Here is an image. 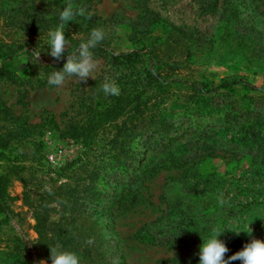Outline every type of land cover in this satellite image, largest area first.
Masks as SVG:
<instances>
[{
  "label": "trees",
  "instance_id": "trees-1",
  "mask_svg": "<svg viewBox=\"0 0 264 264\" xmlns=\"http://www.w3.org/2000/svg\"><path fill=\"white\" fill-rule=\"evenodd\" d=\"M218 1L207 0V7L216 11ZM251 1H256L254 9L257 10L264 4V0ZM66 3L47 12L49 14L47 17L34 5L30 6L34 9V14H29L20 4L17 7L6 8L0 2V21L9 26L18 16H25L31 22L22 21V24H29L27 30H31V33L34 32L32 29H39L37 24L45 31L54 30L62 23L59 15ZM72 3L84 7L86 15L76 16L74 21L64 23L63 30L68 42L64 57L59 61L51 58V63L48 64L37 61L35 68L30 67L22 72H16L9 67V64L21 52L24 45L19 40L9 41L0 38V80L17 88L41 89L53 86L47 82L49 75L63 68L68 54L76 52L96 26V17L90 15L89 18L88 15L91 0H72ZM221 3V16L225 19L221 20V25L217 28L218 33L222 29L224 32L217 36V40L222 42L227 36V41L238 42L235 32L232 38L228 35L232 28L243 22L238 18L242 13V0H222ZM53 12L57 14L52 15ZM261 13L264 14L262 11ZM148 21L149 25L145 32L150 31V26L154 23H160L158 16ZM257 22L255 33L259 35L256 38L258 42H252L249 37L240 38L241 44H237L229 54L239 55L242 59H254L256 64L264 66V45L261 43L264 22L259 19ZM161 29L162 33L157 38V48L153 46L155 45L153 41L147 40V36L144 35V38L142 31L139 41L144 44L140 49L116 54L107 48L105 40L91 49L93 58L103 59L110 68L105 72V76H99L91 81L85 97H82L84 98L82 102H86L84 121L71 124L62 135L63 138L80 141L89 150L95 135L105 127L112 126L115 128L112 136L115 145L103 155L110 160L101 165L102 154H100L101 150H98L93 156L94 163L88 160V164L82 163L75 168L73 161L55 170L48 168L43 176L54 174L57 178L51 177V181L57 182L59 178H64L65 182L55 187H45L35 198L31 199V190L27 188L30 180H25L23 172L25 162L29 159L26 144L36 126L29 123L24 115L14 113L5 102L0 100V162L8 165V171L0 175V202L7 199L11 177L21 179L23 201L33 209L35 222L33 230L37 235L35 246L39 257L48 264H51L50 246H59L63 250L75 252L80 258V264H113L111 261L115 256L118 264H126L118 241L108 238L109 233L115 235L114 219L119 215L115 212L123 213L134 209L141 201L140 190L143 182L160 171L174 172L175 175L170 177L172 180L180 177H203L204 175H200L198 168L195 167L196 163L192 161L200 156H211L214 152L223 151L229 153L232 158L250 159L252 173L264 176V87L250 86L244 78H225L217 85L207 79L200 82L184 80L182 101L187 110L197 112L199 116H210L213 121L202 126L201 129L200 124L194 129L192 125L188 126L189 130H193L191 138L197 137L195 143L186 141L176 146L172 144L174 141L172 133L177 132L181 126L176 125L173 119L174 111L159 107L164 104L160 102V96L167 94L176 80L165 82V78L159 72L164 56L155 51L156 49L166 51V60H171L173 65L186 64L190 67L194 64L196 52L201 47L199 45L201 39L196 28L187 31L183 27L165 22L162 23ZM83 36L86 39L82 38ZM254 43L256 49L251 47ZM251 49L252 55L247 56V51ZM152 55L153 57L150 58ZM36 68L41 71V77L37 75ZM106 76L118 84L120 88L118 96H105L100 91V85ZM238 84L247 87L252 94L242 95L230 101L222 99L218 102L215 99L216 93L221 89H230ZM142 138L145 144L150 143L148 148L156 146L163 150L136 165L132 150L129 148L127 151V147L136 139ZM206 150L209 151L206 153ZM105 178L112 179L117 185L116 188L104 187L105 182L101 183V181ZM205 182L206 180L202 185ZM119 186L121 190L116 194L115 190ZM204 187L207 188L206 195L197 192L198 190L193 187L192 190L196 193L188 189L187 194L178 197L183 199L188 196L189 203L199 210L192 206L188 210V206L181 209L180 205L168 204L159 217L152 222L144 223L137 230L138 239L149 246L171 247L182 244L188 248L191 257L197 262H199L198 252L203 243L202 237L210 235L212 229L223 232L219 239L225 242L224 224L228 218L241 210L238 212L227 210L224 214L226 210H222L219 203L212 205L213 201L209 200L212 194L218 193L214 191L216 187L212 184H206ZM41 188L36 190L41 191ZM207 202L211 206H206ZM262 205L264 203L254 199L246 207L249 210H258ZM122 207L124 209L119 210ZM238 207L241 209L245 206ZM256 231L264 237V225L257 226ZM228 252L225 254V259L236 253ZM6 258V254L0 252V264H3ZM231 264H242V262L231 261Z\"/></svg>",
  "mask_w": 264,
  "mask_h": 264
},
{
  "label": "rangeland",
  "instance_id": "rangeland-1",
  "mask_svg": "<svg viewBox=\"0 0 264 264\" xmlns=\"http://www.w3.org/2000/svg\"><path fill=\"white\" fill-rule=\"evenodd\" d=\"M206 1L91 0L90 4V15L96 17L95 20H97L94 28L103 29L107 48L116 54L142 48L144 43L139 41L142 31L144 32L143 36H147L148 41H153L155 44L153 46L157 48V38L162 33L161 25L165 22L183 27L187 31L191 28H196L199 31L201 47L196 52L194 64L190 67L186 64L173 65L171 60H166V51L161 49L155 51L164 56L159 72L165 78V82L176 80L168 93L160 96V102L164 104L159 107L174 111L173 119L176 125L181 126L177 132L172 133L174 146L186 141L193 143L197 141V137L191 138L193 130L188 129L189 125H192L194 129L197 124H200L201 129L202 126L213 121L210 116H199L197 112L187 110L182 101L184 80L200 82L207 79L217 85L222 79H237L239 77L246 79L250 86L264 87L263 65L256 64L255 60L251 58L242 59L239 55L229 54L237 47V44H241L240 38L249 37L250 40H253L252 42L258 40L256 38L259 35L255 33V28L258 19L264 22V14L261 13V11L264 12V4L257 10L254 9L256 1L242 0V13L238 18L243 22L232 28L228 35L232 38V34L235 32L238 42L227 41V36L220 42L217 40V36L224 31L222 29L218 33L217 27L221 25V20L225 19L221 16L222 0L218 1L219 5L216 11L207 7L208 2ZM0 2L6 8L17 7L20 4L24 9H27L29 14H34V9L30 8L34 5L39 8L41 14L49 17L47 12L57 9L67 0H0ZM56 14L52 13V15ZM154 16H158L160 23H154L150 26V31L145 32L144 30L149 25L148 20ZM22 21L31 22L25 16H18L16 21L9 26L0 21V38L9 41L19 40L24 45L21 52L9 64V67L16 72L36 67L38 60L32 53L37 48L41 51L39 62L48 64L51 63L52 58L48 55L50 49L46 50L49 48L47 45L48 31L43 30L37 24L39 29H32L34 32L31 33V30H27L29 24L24 25ZM261 38H263L261 43L264 45V33ZM251 47L257 48L255 43ZM256 52L257 50H255ZM247 53V56H251L252 49ZM152 57L153 55L150 58ZM93 60L97 64V68L92 74L94 79L105 76L110 65L99 57H95ZM35 71L39 77L42 76L38 68ZM94 79L90 77L87 82H80L77 77H69L62 86H47L41 89L17 88L0 80V100L5 102L14 113L24 115L29 123L36 126L26 144L29 159L25 162V171L23 172L25 180H30L27 188L31 190V199L43 192L45 187H55L65 182L64 178H59L57 182L51 181V177H56L54 174L43 176L48 168L55 170L73 161L75 168L82 163H94L93 156L98 150H101L100 154H102L101 165L110 160L109 157L103 155L107 154L108 150H112L115 145L112 138L115 128L112 126L105 127L95 135L89 150L80 141L63 138L62 135L71 124L84 121L86 102H82L84 100L82 97H85L90 83ZM250 94L252 93L247 87L238 84L230 89H221L216 93L215 99L218 102L222 99L230 101ZM149 144H145V140L142 138L136 139L127 147V151L131 148L136 165L144 162L151 155L162 152L163 149L156 146L148 148ZM207 151L209 150H206V153ZM213 154L206 157L200 156L192 161L196 163L195 167L198 168L200 175H204L205 178L201 176L180 177L172 180L170 177L175 175L174 172L160 171L143 182L140 190L141 201L134 209L123 213L115 212L119 214L114 219L113 233L115 235L112 236V233H109L110 237L108 238L118 241L126 264H199L191 257L188 248L182 244L171 247L149 246L141 242L136 233L144 223L152 222L159 217L162 211L166 210L168 204L180 205L181 209L188 206V210L192 206L199 210L195 205L189 203L188 196L183 199L178 197L184 193L187 194L188 189H191L190 192L196 193L195 190H198L197 192L206 195L207 188L204 187L206 184L216 187L214 191L218 193L216 195L211 193L212 198L209 200L213 201L212 205L219 203V207L226 210L224 214L227 210L236 212L241 210L228 218L224 224L228 243L225 242L229 254L242 250L245 244L250 243L252 239L264 240L263 235L256 231L257 226L264 225V205L260 206L258 210H249L246 207L254 199L264 203V176L252 173L251 160L248 158H232L229 153L223 151ZM88 160L91 161L88 162ZM7 171L8 165L5 162H0V175ZM205 180L206 182L202 185ZM103 181L105 182L103 183L104 187L113 189L117 186L112 182V179L105 178L101 183ZM193 187L195 190H192ZM36 188H41V191H37ZM120 190L119 186L115 193H119ZM22 192V180L11 177L7 199L0 202V252L7 256L3 264H40V261L44 260L39 257L35 246L37 235L33 230L35 223L32 215L33 209L24 203ZM217 198L219 199L217 200ZM221 198L225 201L223 204L220 203ZM239 205L245 207L240 209ZM206 206L211 205L207 202ZM122 209L124 207L119 210ZM236 231H240L239 235ZM245 231L251 232V234ZM112 259L113 264H118L116 256ZM235 262L239 263V260Z\"/></svg>",
  "mask_w": 264,
  "mask_h": 264
},
{
  "label": "clouds",
  "instance_id": "clouds-1",
  "mask_svg": "<svg viewBox=\"0 0 264 264\" xmlns=\"http://www.w3.org/2000/svg\"><path fill=\"white\" fill-rule=\"evenodd\" d=\"M86 9L84 7L75 6L72 0L67 3L60 12L59 19L62 22L54 30L47 33V45L50 48L48 55L54 60H61L64 57L66 46H68L65 32L63 30L64 23L74 21L76 16H85ZM89 18H90V14ZM105 38V33L101 28H94L90 32L89 38L82 42L76 52L68 54L63 68L51 73L48 77V84L53 86H62L69 77H77L80 82H87L93 77V72L97 68V64L93 60L91 49L96 47ZM39 61L41 51L38 48L32 53ZM100 91L105 96H118L120 88L118 84L109 77L104 78V82L100 85ZM225 201L221 198L220 203ZM251 228V227H250ZM247 232V231H245ZM252 232V229H251ZM251 232H247L251 234ZM223 232L212 229L207 237H202L203 243L200 246L198 256L199 264H231V261L239 260L242 264H264V240L252 239L250 243L245 244L242 250L236 252L228 259L225 254L229 251L225 242L219 239ZM239 235L240 231H236ZM51 264H80L79 256L72 251L63 250L59 246H50ZM40 264H47L46 260L40 261Z\"/></svg>",
  "mask_w": 264,
  "mask_h": 264
}]
</instances>
